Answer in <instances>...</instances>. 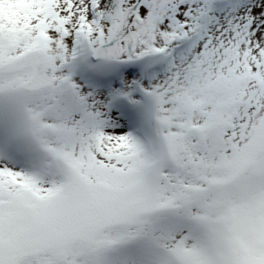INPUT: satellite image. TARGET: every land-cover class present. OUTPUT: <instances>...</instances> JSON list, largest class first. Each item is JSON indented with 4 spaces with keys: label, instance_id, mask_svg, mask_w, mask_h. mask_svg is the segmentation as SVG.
<instances>
[{
    "label": "snow or ice",
    "instance_id": "snow-or-ice-1",
    "mask_svg": "<svg viewBox=\"0 0 264 264\" xmlns=\"http://www.w3.org/2000/svg\"><path fill=\"white\" fill-rule=\"evenodd\" d=\"M0 264H264V0H0Z\"/></svg>",
    "mask_w": 264,
    "mask_h": 264
}]
</instances>
